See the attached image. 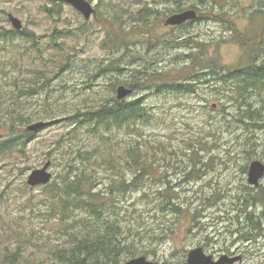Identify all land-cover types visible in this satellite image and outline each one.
<instances>
[{"label":"rangeland","instance_id":"obj_1","mask_svg":"<svg viewBox=\"0 0 264 264\" xmlns=\"http://www.w3.org/2000/svg\"><path fill=\"white\" fill-rule=\"evenodd\" d=\"M87 1L95 10L89 20L65 3L56 14L47 16L41 11V5L50 7L47 0H0V28L14 29L8 20L11 15L21 22L22 29L41 38L33 49L29 42L7 52L0 51V86L7 92L12 89V78L16 76L17 83L28 79L21 83L28 85L34 78L30 72L40 70L43 65L49 70L55 69L57 60L50 57L52 50L48 44L53 29L71 34L66 39L62 35L58 44L68 45L72 53V62L65 74L47 70L50 73L48 95L36 89L38 95L22 104L29 112L39 106V112H47L45 120L32 124L52 123L33 133L24 146L25 154L14 153L0 162V235L9 227L13 232L26 231L30 223L43 238L52 237L54 245L63 240L59 233L52 231L60 228L57 220L92 218L83 210H76L72 217L63 212L58 205L64 196L62 190L50 191L46 184L27 185L29 174L49 162L50 183H60L65 171L70 170L74 176L84 170L95 183L93 189L103 193L104 216H118L122 226L132 230L127 236L135 241L138 249L151 252L144 255L149 261L182 264L190 250L200 247L215 259L221 255L241 256L234 264H264V236L246 242L235 233L246 212L264 220L261 204L243 207L244 185L252 187L247 183L249 164L255 160L264 164V88L252 93L248 101L239 102L233 90L234 81L224 78L228 72L244 65L264 62V15H253L258 8L257 0H214L210 4L207 0H143L157 15H150L151 27L144 31L148 33L131 30L130 35L109 32L108 17L119 16L123 26L130 28L142 3ZM185 10H194L197 19L179 26L165 25L169 16ZM111 36L121 39L123 47L118 49L121 44L109 47L106 40ZM188 37L194 38L191 42L197 41L198 45L177 49L167 45L172 40ZM205 66L213 67L215 77L207 76L202 68ZM17 69L19 73H15ZM189 74L193 77L190 93L157 92L161 83L178 85ZM136 78L138 85L128 98H142L149 113L147 123L140 124L132 133L114 131L111 140L119 143L120 148H126L135 139L146 145L155 144L154 150H150L152 174L128 194L113 191L107 196L116 173L103 165L100 156L94 158L90 154L97 140L85 129H78L76 135L69 134L74 125L67 118L78 109L115 97L116 89L123 85H116L113 93L111 83ZM39 96L45 99L40 98L36 106L34 101ZM248 104L260 109L258 122L247 117ZM20 129L25 131V127ZM199 139L208 144L204 151L199 149L198 154H193L188 150V143L195 144ZM124 165L117 160V168L130 180L134 171ZM244 167L247 170L242 173ZM193 170L196 177L189 175ZM164 186L172 188L174 200L189 208L193 220L190 215L184 218L161 213L157 206L159 200L152 193ZM257 187L264 188V177ZM257 187L247 189L248 193L256 194L252 189ZM144 224L151 229L149 234H142ZM159 232L165 233L162 239L151 236ZM138 233L140 236L135 235ZM7 241L0 237V251ZM14 244L7 246L11 249ZM24 257L34 260L35 264H52L40 246H29Z\"/></svg>","mask_w":264,"mask_h":264},{"label":"trees","instance_id":"obj_2","mask_svg":"<svg viewBox=\"0 0 264 264\" xmlns=\"http://www.w3.org/2000/svg\"><path fill=\"white\" fill-rule=\"evenodd\" d=\"M47 1L50 7L41 5V11L47 16L56 14L57 9L63 4V2L58 0ZM142 1L143 0H136V3H142ZM212 1L214 2V0H207V3L210 4ZM142 4L143 7L132 19L134 25L130 28L123 26L120 20L121 17L116 15L108 17L109 32L114 33V35L121 34V32L130 35L131 30L137 33L139 31L148 33L144 31L151 27L150 15L157 14L146 7V4ZM256 5L258 8L253 15H264V0H257ZM156 19L158 20V18ZM59 31L53 29L48 37V44L52 50L50 57L57 60L56 63H54V70H49V67L43 65V68L40 70L30 72L34 75V78L29 81L28 85L21 84L23 81H28V79H22V82L17 83L19 78L16 76L12 78V89L9 92L6 91V88L0 86V162L7 160L14 153L25 154L24 146L27 141L33 137V133L26 132L20 128H26L33 122L45 120L48 117L46 116L47 112L43 113L38 111L41 106L29 112L22 104L26 102L28 98H34L38 95L36 89L42 91L44 95H48L49 87H47V83L50 73H48L47 70L52 73H61L62 75V73L65 74L68 67H70L72 62V53L69 51L70 47L63 43L58 44V41L62 39V35L66 39L71 34ZM40 40V37H36L33 32H29L27 29L6 30L0 28L1 52H7L6 50L17 48V45L20 43L26 45V43L28 44L29 42L31 44V49H33V46ZM106 41L111 48L119 46V44L121 45L118 49L123 47L121 39H117L115 36L109 37ZM191 41H194V38H179L170 41L167 45L176 49L190 45H198L197 41H195V43ZM123 45H125V42H123ZM187 57L188 60H191L189 56ZM192 61L193 60H191V62ZM202 68L206 70L207 76L211 78L212 76L215 77L216 74L214 73L213 67L205 66ZM17 72L19 73V69H17L15 73ZM154 75H157V73ZM224 78L229 81H234L233 90L238 94L239 102L243 100L248 101L252 93L258 89L264 88V62L255 61L252 62L250 66L248 64L247 67L244 65V67L234 72H228ZM180 80L182 83L178 85L175 83H161V86H157L156 90L157 92L170 90L171 92L174 91L182 94L193 91V77L191 74ZM118 84L134 92L138 82L136 78L130 82L117 81V83H111L113 93L114 87ZM115 97L109 96L96 104L78 109L67 118V120H70L71 124L74 125V128H72L69 134L72 133L76 135L78 129H85L90 136L97 140V144L91 150L90 154L94 158L100 156L103 165L112 168L116 173L115 178H112L110 181L106 194L107 196H111L113 191L120 192L123 195L128 194L129 191L139 188L141 183L145 182L146 179L151 176L150 166L153 160V153L150 152V150L152 148L154 150L153 146L155 145H146L135 139L131 140L132 142H130L126 148H120L119 143L111 140V133L114 131L120 132L121 130H127L131 133L136 132L137 127L140 124H146L149 117V113L142 98L117 100V97ZM40 98L45 99L39 96L34 101V105L37 106L38 101L41 100ZM246 106L247 117L258 122V118L261 117L260 109L258 110L255 106H251V104ZM253 126H256V124L253 123ZM200 140L201 139L197 140L195 144L192 142L188 143V150L193 154H198L199 149H201L200 152L204 151L202 149L207 146L208 141ZM158 147L162 149L160 145H158ZM86 153L87 152H85V155H87ZM119 153H122L123 156H119ZM115 158L117 160L120 159L127 169L134 171V176L130 180L126 179L125 172H122V170L119 171L116 166L117 160H114ZM70 168L72 167L70 166ZM246 170L247 168L244 167L242 173L246 172ZM70 174V170L65 171V175L63 176L64 179L60 183L51 182L46 187L50 191H55L56 189L62 190L64 196L60 199L61 203L58 205L63 209V212L68 213V216H74L76 210H83L88 216L91 215L92 218L89 220H65V218L62 217L63 220H57V226L60 228L58 230L53 228L52 231H54L55 234L59 233L63 237V240H61L60 237V243L54 245H52V237L43 238L40 236L39 231L30 223L28 224L29 227L27 230L21 232H13L9 227L8 231L0 235V237H5L6 241L8 240L5 247L0 251V264H35L34 260H28L24 257V252L28 250L29 246H40L41 249H44L46 256L51 260L52 264L54 262L57 264H123L130 259L144 255L148 256L149 253H151L146 249H138L135 241L131 240V237L128 238L127 233L131 234L132 230L123 227L120 220L117 218L118 216L116 217L115 215V218L109 215L104 216L103 207L106 202L105 199H103V193L93 189L95 183H92L89 175L86 174L84 170H80L74 176ZM189 175H193L191 177H196V175H194V170L191 171ZM244 188V209L252 207L254 204H261L264 207V188L258 189L257 187V189H252L256 191V194H251L247 191V189L253 187L244 185ZM146 194L147 193H144V195L148 197ZM173 194V190L169 186H164L163 189H157L152 193V197L159 200L157 206L161 213L164 214L169 212L174 214L175 217L181 216L184 218L188 215L191 216L189 208L179 205L176 200H174L175 197ZM191 217V220H193V216ZM238 223L240 226L235 230V233L240 240L251 242L258 237L264 236V220H259L253 213L246 212L242 220ZM142 232H144L142 234H149L151 229L145 228L144 224ZM135 235L140 236L139 233ZM151 236L162 239L165 233H152ZM53 239L58 241L56 238ZM39 240L40 244L36 245V243H39ZM12 243L15 244L10 249L7 245Z\"/></svg>","mask_w":264,"mask_h":264},{"label":"water","instance_id":"obj_3","mask_svg":"<svg viewBox=\"0 0 264 264\" xmlns=\"http://www.w3.org/2000/svg\"><path fill=\"white\" fill-rule=\"evenodd\" d=\"M64 2L65 4L71 6L76 12L84 17L85 20L95 14L93 4L87 0H58ZM168 1V0H164ZM8 19L15 30H21V22L15 17L9 15ZM197 19V14L194 10H185L178 12L169 16L165 25L167 26H179L189 21H194ZM132 93V90L126 89L120 86L116 89L117 100H123ZM52 122H38L28 125L25 130L27 132H38L49 125ZM50 163L47 162L43 168L39 170L32 171L27 178V185L29 187H36L47 185L51 181V173L48 171ZM264 177V164L258 160L252 161L249 164L247 170V183L252 187L259 186L260 180ZM241 260V256L230 257L228 255H221L215 259L211 255H206L202 248H195L187 253V258L182 264H234ZM123 264H162L158 262L149 261L145 256H139L126 261Z\"/></svg>","mask_w":264,"mask_h":264},{"label":"flooded vegetation","instance_id":"obj_4","mask_svg":"<svg viewBox=\"0 0 264 264\" xmlns=\"http://www.w3.org/2000/svg\"><path fill=\"white\" fill-rule=\"evenodd\" d=\"M197 14V13H196Z\"/></svg>","mask_w":264,"mask_h":264}]
</instances>
